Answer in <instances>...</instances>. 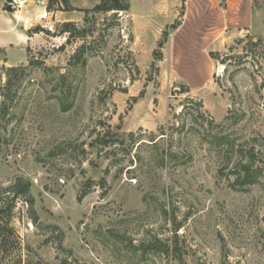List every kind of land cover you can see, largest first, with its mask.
<instances>
[{"label":"rangeland","instance_id":"374dc122","mask_svg":"<svg viewBox=\"0 0 264 264\" xmlns=\"http://www.w3.org/2000/svg\"><path fill=\"white\" fill-rule=\"evenodd\" d=\"M101 1L0 0V195L31 185L0 264H264V0H196L172 55Z\"/></svg>","mask_w":264,"mask_h":264},{"label":"crops","instance_id":"0c3cea01","mask_svg":"<svg viewBox=\"0 0 264 264\" xmlns=\"http://www.w3.org/2000/svg\"><path fill=\"white\" fill-rule=\"evenodd\" d=\"M236 1L239 0H228V13L231 12L233 3ZM219 3L220 0H217L218 6ZM129 4L130 10L126 13L128 18H131L133 33L137 35L138 39L142 38L140 34L149 35V37L153 35L156 43L163 38V33L167 27L179 18L182 8L180 0H140L137 3L130 1ZM214 8L211 4L204 6L198 5L196 0H187L184 15L179 19L181 25L169 35L164 45V51H170V55H172L174 50L178 49L179 45H181L179 43L182 42L188 43L190 45L189 49H193L194 53H203L207 39L205 37V23L207 22L208 14L214 13ZM223 27L224 24L220 28V32L225 33L228 27L222 29ZM211 34L212 36L219 34L221 38L223 37L222 33L212 32ZM166 56L168 59L167 54ZM210 62L212 63L211 59Z\"/></svg>","mask_w":264,"mask_h":264},{"label":"trees","instance_id":"16d2710c","mask_svg":"<svg viewBox=\"0 0 264 264\" xmlns=\"http://www.w3.org/2000/svg\"><path fill=\"white\" fill-rule=\"evenodd\" d=\"M186 1L183 0V10L185 8ZM63 8L65 11H73L70 6V0H49L48 10H52L54 7ZM130 10L129 0H119V3H114V0H102L100 5H98L92 12L94 13H110V12H128ZM90 11H85V13H89ZM178 28L177 25L171 26L169 31L166 30L163 33V42L160 43V47L163 48L164 44L167 42L169 37V32L174 31ZM72 30H77L76 27L67 23L64 26L63 32L65 34L71 33ZM43 32V31H42ZM48 35H51L50 32H47ZM79 53L75 56L79 61ZM156 56H159V53H155ZM214 58V55H211ZM162 56H159L161 60ZM81 63V61H80ZM79 63V64H80ZM83 66L86 64L84 61ZM227 70V69H226ZM188 93V90H185V93ZM2 151V137L0 133V155ZM255 155L252 153L249 155V162L246 164H240V166L236 169V174L238 176L237 185L241 187L242 190H246V188L255 185L260 177L261 170L254 167ZM31 185L29 183H24L21 179L17 180V183L5 190L4 193L0 195V229L2 231L8 230L10 220L14 215V211L16 209L17 201L21 198H27L30 195ZM4 226V227H2ZM5 228V229H4ZM11 231V229H9ZM1 241V240H0Z\"/></svg>","mask_w":264,"mask_h":264},{"label":"water","instance_id":"95a60500","mask_svg":"<svg viewBox=\"0 0 264 264\" xmlns=\"http://www.w3.org/2000/svg\"><path fill=\"white\" fill-rule=\"evenodd\" d=\"M12 0H9L11 2ZM114 3H119V0H114Z\"/></svg>","mask_w":264,"mask_h":264}]
</instances>
